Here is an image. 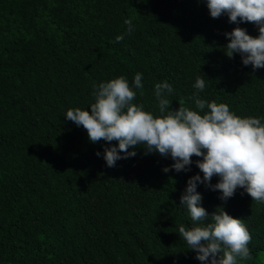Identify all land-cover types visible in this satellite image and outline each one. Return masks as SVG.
Returning <instances> with one entry per match:
<instances>
[{
	"label": "trees",
	"instance_id": "trees-1",
	"mask_svg": "<svg viewBox=\"0 0 264 264\" xmlns=\"http://www.w3.org/2000/svg\"><path fill=\"white\" fill-rule=\"evenodd\" d=\"M237 26L258 35L253 23L212 18L207 0H0V264H201L178 233L193 226L181 196L203 176L199 158L165 173L171 157L140 145L109 168L96 155L106 142L93 144L65 116L90 111L94 84H133L141 73L134 103L146 111L159 114L164 81L172 108L184 100L195 110L199 76L201 99L264 122V68L224 52ZM197 191L209 214L223 206L248 228L251 258L237 264H264V203L240 188L226 202L204 184Z\"/></svg>",
	"mask_w": 264,
	"mask_h": 264
},
{
	"label": "clouds",
	"instance_id": "clouds-1",
	"mask_svg": "<svg viewBox=\"0 0 264 264\" xmlns=\"http://www.w3.org/2000/svg\"><path fill=\"white\" fill-rule=\"evenodd\" d=\"M207 8L214 19L227 15L229 23L256 25L257 36L239 26L225 33L229 42L224 52L229 58L238 53L243 65H251L254 71L264 68V0H207ZM124 23L127 34H131L132 20ZM123 39L118 35L115 42ZM141 81L142 74L137 73L133 84L124 76L94 84L95 102L90 111L69 108L65 117L82 126L93 144L106 142L103 154L98 151L96 155H103L109 168L115 167L118 160L135 157L140 145L145 146V154L171 157L174 163L163 169L165 173L173 169L177 173L190 171L193 156L199 158L195 164L203 176H191L181 196L193 226L179 225V237L201 264H237V258L250 259L248 245L252 237L243 220L231 216L223 206L209 214L202 206L197 186L204 184L222 193L219 198L225 202L240 188L252 201L264 203V122L257 117H241L226 103L201 99L198 93L206 84L199 76L193 85L197 94L190 97L195 110L184 100L178 101V109L172 108L167 94L173 88L164 81L155 84L159 114H154L134 103L137 94L133 89H142ZM214 176L219 178L215 184ZM209 217L211 222L203 223Z\"/></svg>",
	"mask_w": 264,
	"mask_h": 264
}]
</instances>
